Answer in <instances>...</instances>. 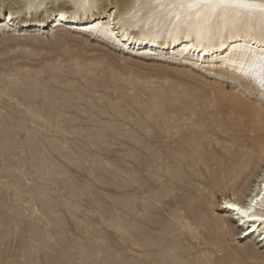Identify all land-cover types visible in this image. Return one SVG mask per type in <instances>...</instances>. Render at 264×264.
<instances>
[{"label":"rangeland","instance_id":"obj_1","mask_svg":"<svg viewBox=\"0 0 264 264\" xmlns=\"http://www.w3.org/2000/svg\"><path fill=\"white\" fill-rule=\"evenodd\" d=\"M61 2L0 0V13ZM40 29H0V264H264L204 202L211 190L223 213L232 197L214 157L229 127L230 148L247 130L234 87L165 53Z\"/></svg>","mask_w":264,"mask_h":264},{"label":"bare ground","instance_id":"obj_2","mask_svg":"<svg viewBox=\"0 0 264 264\" xmlns=\"http://www.w3.org/2000/svg\"><path fill=\"white\" fill-rule=\"evenodd\" d=\"M12 1L33 8L35 1L41 6L48 0ZM56 1L65 4L30 18L21 17V11L10 6L0 13V29L11 27L12 32L19 29L20 34L40 32L45 27L70 30L68 26L72 25L71 29L78 28V33L85 31L87 37L118 46L123 54L143 57L152 52L165 53L186 67L192 65L194 70L234 87L233 105L247 120V130L240 135L243 138L233 134L236 141L230 148L229 127V136L224 139L227 154L214 157L216 183L229 190L231 187L232 197H225L217 209L223 213H215L211 190L205 193L204 202L207 211L214 206L212 220L223 237L231 235L235 227L242 229L240 240L253 239L248 247L253 246L264 260V221L250 220L228 207H252L256 216H264V200L259 199L264 194V169L250 197L243 200L245 184L264 163V87L260 83L264 78V12L258 8H214L200 0H53ZM251 2L261 4L264 0ZM132 49L139 53L132 54ZM153 55L158 56L153 59L162 60L161 55ZM191 143L199 141L191 139ZM261 236L263 240L259 242L257 237Z\"/></svg>","mask_w":264,"mask_h":264},{"label":"snow or ice","instance_id":"obj_3","mask_svg":"<svg viewBox=\"0 0 264 264\" xmlns=\"http://www.w3.org/2000/svg\"><path fill=\"white\" fill-rule=\"evenodd\" d=\"M200 2L209 5L214 8H224L227 9L229 7L233 8H244V9H256L258 8L261 12H264V3L255 4L252 3L251 0H200ZM11 19V16L8 17ZM262 72H264V65L261 66ZM261 86L264 87V78L260 81ZM259 199L264 200V194H261ZM255 204V201L252 202ZM229 208H235V211L239 213L243 217H247L250 220L256 221L261 220L264 221V216H256L253 212L252 207L242 208L238 205H228Z\"/></svg>","mask_w":264,"mask_h":264}]
</instances>
